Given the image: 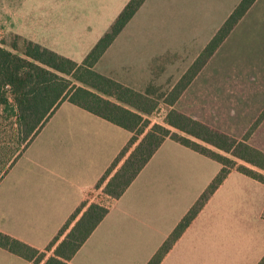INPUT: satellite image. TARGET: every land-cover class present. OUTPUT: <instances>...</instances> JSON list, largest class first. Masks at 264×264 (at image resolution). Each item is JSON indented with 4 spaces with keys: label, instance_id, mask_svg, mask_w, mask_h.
<instances>
[{
    "label": "crops",
    "instance_id": "1",
    "mask_svg": "<svg viewBox=\"0 0 264 264\" xmlns=\"http://www.w3.org/2000/svg\"><path fill=\"white\" fill-rule=\"evenodd\" d=\"M190 1L189 7H184L182 12L183 25L169 26L168 29L182 27L184 33L199 35L195 59L213 37L209 34L201 37L205 32L203 22L226 1V12L220 18L225 22L242 0H211L215 6L209 7L203 6L205 0ZM127 2H122L116 11H121ZM14 18H18L16 13H10L7 18L0 17L1 31H5L2 26L9 25ZM118 37L100 60L110 58V54L117 49L120 52L124 46L126 49L134 47L132 51L143 59L144 52H137V48L142 47L141 42L119 43ZM178 37L180 35L176 33L174 38ZM156 58L157 55L151 61L154 62ZM102 74L116 81L119 79L112 72ZM244 75L255 77L252 79ZM119 83L124 84V80ZM196 85L200 112L193 119L235 139H244L248 129L264 112V0L254 2L182 96L196 95ZM146 89L147 86L138 91L144 94ZM176 105H173L174 109ZM71 106L67 107L66 112L83 120L91 128V134L77 138L80 147L84 149L83 145L89 144L91 149H105L110 155L104 161V167L109 168L107 165L114 162L132 133L73 104ZM238 114L241 117L236 116ZM126 131L130 133L128 138ZM84 154V151L79 152L73 160L81 159L78 164L81 165ZM207 164L209 158L178 142L166 140L124 195L117 201H106L110 205V212L73 257L71 264H147L187 214L188 208L212 183L214 173L207 176ZM79 178L81 182L83 177ZM32 179L29 183L35 185L36 189L28 191L25 186L24 190L28 194L42 191L38 198L44 211L40 203L37 207L39 214L25 211L18 216L22 234L17 239L45 250L96 185L86 187L73 184L66 191L78 189L65 195L64 190H57L59 204L54 202L51 205L45 195L50 185L46 184L45 179ZM59 180L64 187L66 177ZM193 190L194 196H191ZM256 192H263L262 200L256 199ZM64 198L68 204L66 209L60 210ZM202 219H205L204 229L194 232L195 225ZM10 236L14 237L12 234ZM263 258L264 184L233 171L162 264H259ZM0 264L30 263L0 248Z\"/></svg>",
    "mask_w": 264,
    "mask_h": 264
},
{
    "label": "trees",
    "instance_id": "2",
    "mask_svg": "<svg viewBox=\"0 0 264 264\" xmlns=\"http://www.w3.org/2000/svg\"><path fill=\"white\" fill-rule=\"evenodd\" d=\"M255 1L243 0L236 8L183 77L181 84H184L171 107ZM145 2L130 0L82 64L21 36H17L25 42L21 54L0 46V181L65 102L132 133L95 186L108 202L124 195L166 140L178 142L219 162L220 173L147 263L162 264L233 171L264 184V152L248 143V135L242 140L235 139L175 109H170L166 118L169 127L152 126L145 116L151 115L156 106L141 105L149 104L150 98L94 70ZM263 118L264 112L255 125ZM221 152L231 155L232 159ZM109 212L110 205L85 199L45 250L36 249L2 231L0 248L30 264H71ZM49 252L53 254L48 257ZM259 264H264V258Z\"/></svg>",
    "mask_w": 264,
    "mask_h": 264
},
{
    "label": "rangeland",
    "instance_id": "3",
    "mask_svg": "<svg viewBox=\"0 0 264 264\" xmlns=\"http://www.w3.org/2000/svg\"><path fill=\"white\" fill-rule=\"evenodd\" d=\"M125 1L0 0V17L7 18L10 13L18 15V18H14L9 25L2 26L5 31L0 29V46L21 54L25 49V42L17 37L20 35L24 39L38 42L42 46L82 64L98 41L115 23L124 7L121 11L116 10ZM190 2V0H146L118 38L120 39L119 43L134 40L141 42L142 47H138L137 52H144V57L147 58L141 59L135 55L132 51L135 49L134 47L126 49L124 46L120 52L117 49L116 52L110 54V58L100 60L94 67V70L101 74L112 72L113 76L119 78L117 81L124 80L123 85L139 93L141 92L138 90L147 86L144 94H141L150 98L151 101L149 104L141 103V105L142 107L156 106V110L151 115L145 116L152 126L160 124L169 127L166 118L170 109H174L170 104L184 84H181L183 77H186L185 75L190 71L197 58L217 34H214V30L217 29L216 32H218L227 21L224 22L222 19L220 21L226 12L224 10L226 1H224L203 22L202 26L205 27V32L201 34V37L206 34L213 37L194 59L198 54V51L195 50L200 40L199 35L193 36L184 33L182 27L168 29L169 26L183 25L182 12L184 7H189ZM203 6L209 7L215 6V4L211 0H205ZM22 17L29 19L25 20ZM176 33L180 37L174 38ZM156 55L158 58L154 62L151 61ZM245 76H251L252 79L255 77L254 75ZM226 78L228 79L229 76ZM194 89H197L196 92L192 90L196 95L190 94L184 98L182 93V97L180 96L181 98L179 97L175 102L177 104L175 108L178 111L183 110L180 112L192 116V118L194 115L198 116L200 112V100L197 96L198 85ZM64 104L68 106L64 107ZM67 107L73 106L66 102L60 106L9 173L0 181V230L7 234L11 233L15 239L22 234L21 221L18 216L23 215L25 211L40 213L37 207L41 203L38 197L42 191L28 194L24 190L25 186L28 191L36 189L35 185L29 183L33 180L32 178L45 179L46 184L50 185L45 195L47 194V202L52 205L54 202L59 204L57 190H64L63 195H65L66 192L74 193L78 189L76 187L71 191H66L71 189L73 184L86 187L95 186L108 168L104 167L106 165V163L104 165V161L110 153L108 154L105 149H91L89 144H84V149L80 147L77 138L91 134V128L83 120L76 119L73 114L67 113ZM231 114L234 115V113ZM236 116L241 117L240 114ZM126 133L128 138L130 133L127 131ZM247 135L249 136L248 143L252 147L264 151V118L258 125H252L248 129ZM81 151L85 152L84 161L78 165L81 159L74 161L73 158ZM221 154L232 159L231 155L223 152ZM112 162L107 166H111ZM220 167L222 166L219 162L209 159L206 172L207 176H212L214 173L212 182L220 173ZM62 177H66L64 187L59 184L62 183L59 180ZM79 177H83L81 182ZM194 192V190L191 192V196H194ZM255 195L257 200H262L263 192H256ZM102 196L101 191L94 190L88 196V201L106 203V199H102ZM66 204L68 201L64 198L59 207L60 210L66 209ZM41 206V210L44 211L42 203ZM193 206L191 205L188 210L190 211ZM188 210L186 213L189 212ZM204 225L205 219H202L195 225L193 231H202ZM52 254L53 252H49L47 256Z\"/></svg>",
    "mask_w": 264,
    "mask_h": 264
}]
</instances>
